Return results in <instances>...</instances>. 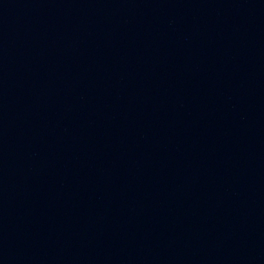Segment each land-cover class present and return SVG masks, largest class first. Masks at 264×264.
I'll return each mask as SVG.
<instances>
[{"label":"water","instance_id":"obj_1","mask_svg":"<svg viewBox=\"0 0 264 264\" xmlns=\"http://www.w3.org/2000/svg\"><path fill=\"white\" fill-rule=\"evenodd\" d=\"M0 264H264V0H0Z\"/></svg>","mask_w":264,"mask_h":264}]
</instances>
